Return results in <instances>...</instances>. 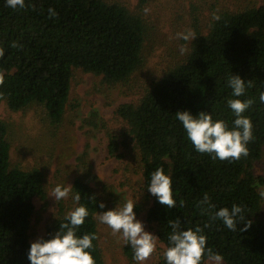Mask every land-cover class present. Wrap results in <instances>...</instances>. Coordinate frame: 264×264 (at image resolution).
<instances>
[{
	"label": "trees",
	"instance_id": "16d2710c",
	"mask_svg": "<svg viewBox=\"0 0 264 264\" xmlns=\"http://www.w3.org/2000/svg\"><path fill=\"white\" fill-rule=\"evenodd\" d=\"M25 2L24 9H11L6 0H0V48L4 50L0 105L6 102L15 112L34 104L43 106L47 120L59 126L65 118L74 70L103 77L113 85L128 83L142 66L146 27L125 6L106 0ZM145 2L141 0V5ZM49 8L57 15L50 18ZM218 16L208 33L197 31L183 63L149 87L137 103L117 108L128 131L122 142L119 136L109 135L108 152L122 157L120 147H128V140L137 148L143 165V192L151 202L147 223L156 226L165 250L171 246L169 222L179 220L181 230L203 228L207 246L221 254L225 264H264V221L258 217L262 196L257 187L264 181L253 173L254 163L264 153V102L259 98L264 92V0L258 8L223 11ZM13 43L18 46L12 47ZM232 75L245 80L241 97L233 96L228 85ZM230 99L253 100L244 115L252 121L254 139L248 144L247 157L221 161L195 150L176 113L189 111L198 116L205 112L235 130ZM10 151L7 125L0 121V264H31L29 226L34 199L46 197L44 177L38 169L13 168ZM161 167L172 178L174 208L161 204L148 191L151 174ZM77 192L81 199L75 201L73 210L85 206L89 216L76 235H97L89 251L96 264H104L96 217L108 211L107 203L84 176L74 180L72 193ZM205 194L215 210L231 209L234 204L243 207L246 221H253L251 228L240 232L245 224L238 223L237 230L231 231L222 221H211L198 207ZM100 203L105 207L100 208ZM68 222V215L58 218L49 226L47 239ZM209 223L211 227H205ZM124 254L129 264H136L130 245ZM161 263L167 264L165 256Z\"/></svg>",
	"mask_w": 264,
	"mask_h": 264
},
{
	"label": "rangeland",
	"instance_id": "374dc122",
	"mask_svg": "<svg viewBox=\"0 0 264 264\" xmlns=\"http://www.w3.org/2000/svg\"><path fill=\"white\" fill-rule=\"evenodd\" d=\"M119 3L128 11L142 18L146 27L143 49V64L128 83H106L82 70L73 72L71 93L64 121L53 126L47 120L43 106L34 104L22 111H12L6 102L0 105V121L8 128L11 144V166L24 171L38 169L44 177L45 199H34L35 212L31 219V243L43 238L58 218L68 215L75 206L72 195L56 201L51 196L57 186H73L74 180L84 176L88 184L107 203L108 210L123 206L132 199L137 220L145 230L156 235L157 228L147 223V210L151 202L143 192L142 168L138 150L128 140V147H120L122 157H113L108 152L109 135L125 139L127 124L118 118L117 108L127 103H137L144 92L159 81L168 71L183 63L188 57L192 42L177 38V33L191 29L208 33L213 15L223 12H238L258 8L263 0H106ZM150 9L145 13V9ZM196 24V26H195ZM181 45L187 51L182 55ZM253 173L264 181V153L253 165ZM264 193V183L257 184ZM262 196V195H261ZM264 221V196L259 212ZM99 246L104 264H129L124 254L127 246L119 234L98 220ZM165 247L159 241L157 251L145 264H162ZM137 264V262H136ZM222 264H225L223 261Z\"/></svg>",
	"mask_w": 264,
	"mask_h": 264
},
{
	"label": "clouds",
	"instance_id": "9594fccd",
	"mask_svg": "<svg viewBox=\"0 0 264 264\" xmlns=\"http://www.w3.org/2000/svg\"><path fill=\"white\" fill-rule=\"evenodd\" d=\"M11 9H24L25 0H6ZM50 18L56 16L54 9L49 8ZM145 13L150 9H145ZM213 19L219 20L216 14ZM177 38L184 41H193L196 34L191 29L186 32L177 33ZM13 43L12 47H17ZM187 51L186 46L181 45L180 52L183 55ZM4 50L0 48V58H3ZM4 79L0 76V86ZM229 87L233 90V96L241 97L245 94V80L240 76H231L228 80ZM251 86V82L248 83ZM260 101L264 102V92L260 94ZM253 100L242 101L230 99L228 106L235 114V130H229L223 120L213 121L212 115L201 112L198 116L192 115L189 111L176 113V118L182 123L187 138L192 142L195 150L199 153L212 154L214 159L221 161L239 160L249 155L248 144L253 141V124L250 118L244 113L251 107ZM72 185H57L51 192L56 201L66 200L72 195ZM148 191L158 198L159 202L168 208L176 207V200L172 188V178L165 174L164 169L157 168L151 174V181ZM264 196V193H261ZM72 198L79 202L80 193L72 195ZM95 200V198L93 197ZM183 206V201H181ZM100 208L105 204L100 203ZM136 203L129 199L123 206H117L114 210L100 213L96 218L111 228L113 235L119 234L126 245H130L137 264H145L157 251L158 237L145 230L142 221L137 220L134 208ZM198 207L202 208V214L207 213L211 221L220 220L231 231L237 230L238 223H244L245 227L240 232L251 228L253 221L247 220L243 207L234 204L231 209L224 207L219 210L212 204L210 198L205 194L204 199L199 202ZM89 211L85 206H79L68 214V223L60 225V230L51 239H39L33 242L28 253L31 264H96L90 249L93 248V241L98 239L96 234H85L82 237L76 235V229L85 223ZM172 231L169 234L171 246L168 247L164 256L167 264H222L223 257L214 253L207 246V237L203 234V228L195 230H181L180 221L169 222ZM211 227V223L205 225Z\"/></svg>",
	"mask_w": 264,
	"mask_h": 264
}]
</instances>
